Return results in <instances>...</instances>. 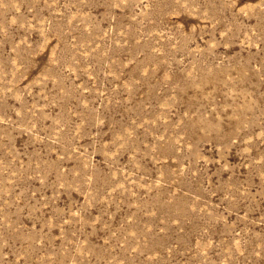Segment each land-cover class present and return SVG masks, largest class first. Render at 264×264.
<instances>
[{
  "label": "rangeland",
  "instance_id": "374dc122",
  "mask_svg": "<svg viewBox=\"0 0 264 264\" xmlns=\"http://www.w3.org/2000/svg\"><path fill=\"white\" fill-rule=\"evenodd\" d=\"M0 264H264V0H0Z\"/></svg>",
  "mask_w": 264,
  "mask_h": 264
}]
</instances>
